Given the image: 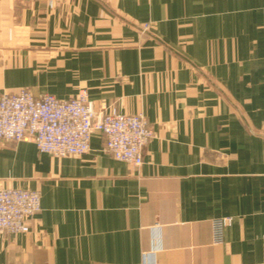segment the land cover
<instances>
[{
  "label": "crops",
  "instance_id": "1",
  "mask_svg": "<svg viewBox=\"0 0 264 264\" xmlns=\"http://www.w3.org/2000/svg\"><path fill=\"white\" fill-rule=\"evenodd\" d=\"M20 87L86 89L152 136L138 166L99 131L79 155L0 140V188L41 198L0 264H264V0H0V93Z\"/></svg>",
  "mask_w": 264,
  "mask_h": 264
},
{
  "label": "built area",
  "instance_id": "2",
  "mask_svg": "<svg viewBox=\"0 0 264 264\" xmlns=\"http://www.w3.org/2000/svg\"><path fill=\"white\" fill-rule=\"evenodd\" d=\"M99 131L104 147L114 158L140 165L152 130L141 113L129 114L109 106L96 110L85 90L62 98L27 87L0 93V140L32 141L40 152L54 156L79 155L90 147ZM40 191L24 187L0 188V233L26 231L40 209ZM231 217L212 220L214 243L223 242V229Z\"/></svg>",
  "mask_w": 264,
  "mask_h": 264
},
{
  "label": "rangeland",
  "instance_id": "3",
  "mask_svg": "<svg viewBox=\"0 0 264 264\" xmlns=\"http://www.w3.org/2000/svg\"><path fill=\"white\" fill-rule=\"evenodd\" d=\"M148 23H146V24H143V25H141V28H142V30H144V29H147L148 28ZM82 90H85L86 92H87V90L86 89H80L76 94H78L80 91H82ZM75 94V95H76ZM87 94H88V92H87ZM89 96V95H88ZM14 142V141H13ZM30 221V220H29ZM29 223V222H28Z\"/></svg>",
  "mask_w": 264,
  "mask_h": 264
}]
</instances>
